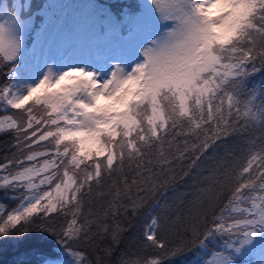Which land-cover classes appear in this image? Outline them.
I'll use <instances>...</instances> for the list:
<instances>
[{"label":"snow or ice","instance_id":"1","mask_svg":"<svg viewBox=\"0 0 264 264\" xmlns=\"http://www.w3.org/2000/svg\"><path fill=\"white\" fill-rule=\"evenodd\" d=\"M32 8L0 3V133L20 153L0 163V189L18 201L0 204V238L54 237L59 259L42 264H112L122 229L109 217L163 195L175 176L161 174L174 163L194 168L218 142L259 128L242 161L210 172L203 198L177 214L187 238H163L151 216L146 254L117 264H167L193 249V264H237L257 251L264 264V81L250 82L264 76V0H144L105 14L102 48L59 62L27 54Z\"/></svg>","mask_w":264,"mask_h":264},{"label":"trees","instance_id":"2","mask_svg":"<svg viewBox=\"0 0 264 264\" xmlns=\"http://www.w3.org/2000/svg\"><path fill=\"white\" fill-rule=\"evenodd\" d=\"M2 1L0 0V3ZM96 1L102 3L100 0ZM38 2L42 5L37 6ZM141 3L140 0H111L108 3H102V5L111 9L113 14H116L126 8L132 10L133 7L136 8ZM49 4V0H36L32 8V15L42 20L40 12ZM6 71V68L0 69V83L7 79L3 74ZM262 81H264V76L260 74L250 80V82L257 85ZM2 114L0 113V115ZM261 134V129L257 128L249 134H236L230 136L226 141L218 142L197 162V166L194 168H189L190 160L187 158L174 163L172 166L174 171L161 174L162 177L169 179L173 175L175 176L174 180L170 179L167 186L161 189L163 195L157 193L144 200L136 215H133L131 209H129L126 213L121 211V214L115 218L109 217L107 222L111 226L116 227L118 225L122 229L119 232V244L116 245V251L110 258L112 264H117L121 255L135 259L137 256L133 254H146L141 253L142 232L145 223L151 216L159 218V232L163 238L176 242L181 237L187 238L179 225L174 223L177 214L185 212L198 197L203 198L201 190L207 187L205 177L209 176L210 172L224 166L229 168L237 166L248 150L249 136L259 137ZM12 143H14V140L11 134L0 133V163H4L6 157L13 159L14 156H20V153L11 147ZM185 171L188 172L187 176L184 175ZM109 183L111 182L109 181ZM15 195H20V192L15 193ZM132 195L135 197V192ZM141 195L143 196L144 193H141ZM12 196L13 193L5 194L4 190L0 189V204L9 209L16 207L18 201L12 199ZM93 199L95 200V197ZM124 203L128 202L125 200ZM92 208L93 211H99V205L96 203L92 205ZM58 223H63V218L58 220ZM96 243L108 246L111 240L107 238L103 241L97 240ZM221 244L222 241H214L210 247L219 248ZM88 247L89 250H94V245ZM57 251L55 238L46 233L32 231L23 235L0 238V264H42V260L46 257L59 259ZM197 251V249H193L192 251H186L182 256L172 257L167 264H193L197 259Z\"/></svg>","mask_w":264,"mask_h":264},{"label":"rangeland","instance_id":"3","mask_svg":"<svg viewBox=\"0 0 264 264\" xmlns=\"http://www.w3.org/2000/svg\"><path fill=\"white\" fill-rule=\"evenodd\" d=\"M100 1L108 3L111 0ZM35 2L36 0H31L32 5ZM49 2L50 7L48 5L40 12L43 19L39 20L32 15L27 25L24 47L28 55H34L41 61L47 58L59 62L69 50L102 48L103 45L97 40L96 29L104 21L105 14L112 13L111 9L104 7L102 3L98 4L96 0H49ZM2 3H9V0H3ZM39 5L42 3L38 2L37 6ZM127 11L130 10L126 8L124 12ZM57 66H60L59 63ZM261 258L257 251L238 258L237 264H259Z\"/></svg>","mask_w":264,"mask_h":264}]
</instances>
